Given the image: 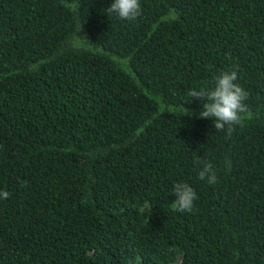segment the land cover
<instances>
[{"label":"trees","instance_id":"trees-1","mask_svg":"<svg viewBox=\"0 0 264 264\" xmlns=\"http://www.w3.org/2000/svg\"><path fill=\"white\" fill-rule=\"evenodd\" d=\"M112 2L0 0V264H264V0ZM231 70L228 136L188 92Z\"/></svg>","mask_w":264,"mask_h":264},{"label":"clouds","instance_id":"clouds-1","mask_svg":"<svg viewBox=\"0 0 264 264\" xmlns=\"http://www.w3.org/2000/svg\"><path fill=\"white\" fill-rule=\"evenodd\" d=\"M140 0H113L106 9L107 14H115L120 19L132 21L141 14ZM236 70L224 71L215 78L212 88L191 89L188 96L195 98L207 97L203 104V111L199 113L200 118H212L217 131H223L230 136L237 126H243L244 121L250 116L245 101L248 92L237 82ZM191 115L184 106L179 110V116ZM201 180L210 184L217 182V175L211 163H203L198 173ZM172 192L175 194V210L178 212H191L193 210L196 192L186 182H178L173 185ZM6 198L7 193H3Z\"/></svg>","mask_w":264,"mask_h":264},{"label":"rangeland","instance_id":"rangeland-1","mask_svg":"<svg viewBox=\"0 0 264 264\" xmlns=\"http://www.w3.org/2000/svg\"><path fill=\"white\" fill-rule=\"evenodd\" d=\"M173 264H176V263H173Z\"/></svg>","mask_w":264,"mask_h":264}]
</instances>
